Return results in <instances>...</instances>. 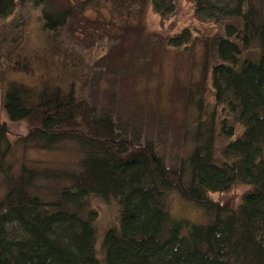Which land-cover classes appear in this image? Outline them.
I'll return each mask as SVG.
<instances>
[{"label":"trees","instance_id":"1","mask_svg":"<svg viewBox=\"0 0 264 264\" xmlns=\"http://www.w3.org/2000/svg\"><path fill=\"white\" fill-rule=\"evenodd\" d=\"M24 1L0 0V18ZM191 1L196 15L223 23L224 33L204 39L202 81L210 78L216 105L242 126L225 147L229 160L214 158V120L197 127L186 163L170 165L156 142L142 141L73 83L63 88L11 81L3 105L8 120H0L6 187L0 196V264H264V20L253 0L234 7ZM149 2L161 16L174 8V0ZM54 8L53 0H44L41 16L44 28L56 32L76 13L64 3ZM190 34L185 28L169 42L186 43ZM253 41L256 55L242 56L241 45ZM226 133L232 135V128ZM9 136L40 149L73 140L79 168L22 164L15 172L5 162ZM169 191L211 214L209 222L173 218L165 206ZM93 194L120 207L119 225L102 238L103 257L95 250L96 212L87 205Z\"/></svg>","mask_w":264,"mask_h":264},{"label":"rangeland","instance_id":"2","mask_svg":"<svg viewBox=\"0 0 264 264\" xmlns=\"http://www.w3.org/2000/svg\"><path fill=\"white\" fill-rule=\"evenodd\" d=\"M234 7L239 0H209ZM44 0H25L14 14L0 18V120L6 87L11 81L37 85L49 81L88 96L104 107L141 140L157 143L168 164L179 165L194 146L197 127L215 122L214 158L229 160L228 142L242 132L232 114L216 105L210 78L202 81L204 39L224 33L223 23L196 15L191 0H174L172 12L157 13L149 0H53L74 10L68 27L49 31L43 26ZM264 20V0H253ZM236 23V20H232ZM190 29L186 43L172 45L169 38ZM257 43L241 45L242 56H255ZM92 77L89 81L86 77ZM225 125V127H223ZM232 128V135L226 133ZM24 127L20 133H24ZM11 150L6 163L18 172L22 164L34 168H79L80 153L73 140H63L56 149L25 146L9 136ZM65 183V182H64ZM66 184V183H65ZM6 190L0 170V196ZM96 212L95 250L103 257L102 238L119 225L120 207L113 199L93 194L87 198ZM166 209L175 219L209 222L211 214L169 191Z\"/></svg>","mask_w":264,"mask_h":264}]
</instances>
